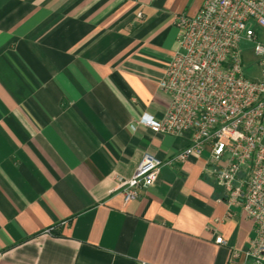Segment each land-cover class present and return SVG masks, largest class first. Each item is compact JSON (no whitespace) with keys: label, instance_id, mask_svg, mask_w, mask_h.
<instances>
[{"label":"crops","instance_id":"crops-1","mask_svg":"<svg viewBox=\"0 0 264 264\" xmlns=\"http://www.w3.org/2000/svg\"><path fill=\"white\" fill-rule=\"evenodd\" d=\"M204 2L0 0V264H247L253 222L209 150L134 200L114 190L146 152L191 143L140 119L169 106L175 14Z\"/></svg>","mask_w":264,"mask_h":264},{"label":"built area","instance_id":"built-area-1","mask_svg":"<svg viewBox=\"0 0 264 264\" xmlns=\"http://www.w3.org/2000/svg\"><path fill=\"white\" fill-rule=\"evenodd\" d=\"M174 23L178 48L159 80L169 106L162 117L144 113L140 122L157 133L191 132V143L167 160L146 152L132 176L117 177L114 190L134 200L156 183L164 164L209 150L228 205L253 222L247 264H264V40L252 27L264 29V0H205L196 15L177 13ZM243 39L255 43L258 78L244 74ZM216 241L225 243L222 236Z\"/></svg>","mask_w":264,"mask_h":264},{"label":"rangeland","instance_id":"rangeland-1","mask_svg":"<svg viewBox=\"0 0 264 264\" xmlns=\"http://www.w3.org/2000/svg\"><path fill=\"white\" fill-rule=\"evenodd\" d=\"M252 27L260 35V40H264V29L252 25ZM255 43L247 39H243L239 43V50L242 53L243 58V71L244 74L249 78H258L260 77L261 67L259 65L258 57L254 53Z\"/></svg>","mask_w":264,"mask_h":264}]
</instances>
